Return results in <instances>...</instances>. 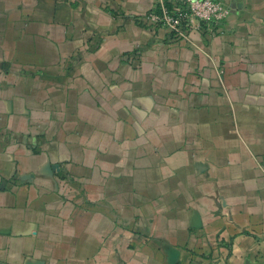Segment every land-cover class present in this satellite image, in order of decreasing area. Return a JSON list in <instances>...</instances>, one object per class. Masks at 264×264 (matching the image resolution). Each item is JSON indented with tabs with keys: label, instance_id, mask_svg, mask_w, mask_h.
Segmentation results:
<instances>
[{
	"label": "crops",
	"instance_id": "obj_1",
	"mask_svg": "<svg viewBox=\"0 0 264 264\" xmlns=\"http://www.w3.org/2000/svg\"><path fill=\"white\" fill-rule=\"evenodd\" d=\"M157 1L0 0V264H264V0Z\"/></svg>",
	"mask_w": 264,
	"mask_h": 264
},
{
	"label": "built area",
	"instance_id": "obj_2",
	"mask_svg": "<svg viewBox=\"0 0 264 264\" xmlns=\"http://www.w3.org/2000/svg\"><path fill=\"white\" fill-rule=\"evenodd\" d=\"M229 17L225 0H158L140 18L147 27L164 29L173 40H186L199 32L213 38L222 32Z\"/></svg>",
	"mask_w": 264,
	"mask_h": 264
}]
</instances>
